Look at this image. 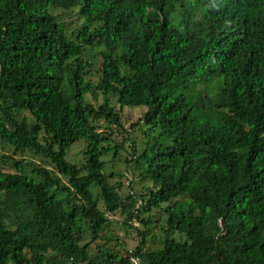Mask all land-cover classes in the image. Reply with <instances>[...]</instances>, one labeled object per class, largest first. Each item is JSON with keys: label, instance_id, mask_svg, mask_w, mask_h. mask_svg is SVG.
<instances>
[{"label": "trees", "instance_id": "1", "mask_svg": "<svg viewBox=\"0 0 264 264\" xmlns=\"http://www.w3.org/2000/svg\"><path fill=\"white\" fill-rule=\"evenodd\" d=\"M0 141V264H264V0H0Z\"/></svg>", "mask_w": 264, "mask_h": 264}, {"label": "rangeland", "instance_id": "2", "mask_svg": "<svg viewBox=\"0 0 264 264\" xmlns=\"http://www.w3.org/2000/svg\"><path fill=\"white\" fill-rule=\"evenodd\" d=\"M139 109L137 108H123L122 113L123 116L126 117L128 120H133L136 119L139 114H140ZM24 113H20L18 116H23ZM113 139L119 141V136L117 134H114L112 136ZM124 145H127L126 143ZM127 149V148H126ZM72 151H76L75 149H72ZM128 151V150H127ZM2 155H6L9 157H12L14 159H23V160H34V162L40 163V161L38 160V158H36L34 155H32V153L28 152V151H20V152H14L12 150L11 147L6 146L5 144H3L0 141V160H2L1 156ZM125 155L124 152H120V154L118 156H116L114 158V161L111 163H106V168L105 171L108 172L109 170L116 172L117 174L123 173L126 170V174L123 173V176L118 177L119 175L114 176V180L116 179H120L124 182V179L126 178L128 180V176L131 175L132 170L134 171L133 167L132 170L130 169L131 167H125L122 162L120 161L122 159V157ZM44 163H46L45 165L48 166L49 163H47L45 160L43 161ZM3 162L0 161V164H2ZM49 167V166H48ZM136 172V171H134ZM126 180V181H127ZM150 184L149 180H140L137 179L136 177L133 179V185L132 188L134 189V191H137L138 188L140 186L142 187H147V185ZM121 194L124 195V191H121ZM162 215V214H161ZM159 216L158 218V222L152 223L151 225H149L148 229L145 232V243H144V249L148 248V249H153L155 247H158L160 245L161 239L163 237V232L161 229V225L163 226V216ZM121 219V215H119L118 213H115L113 216H111V219H109V226L107 229H105L104 231L100 232L101 236H105V238H107V242L105 241L104 243H107L108 248H114L116 250H122V246H121V242L123 243V247L125 248H132L135 243H136V239H137V235L135 233V230L133 228H129L126 231V234L124 233L121 225L119 224ZM128 225H131L132 227H134L135 225L133 223H130ZM199 226H200V219L195 218L192 221V226L188 232L187 235H180L177 234L175 232H173L171 235L175 238V239H179V240H187L188 242H190L192 245H203L204 242L202 241V239L199 237L198 234V230H199ZM89 237L88 235L84 236V242L88 243V250L89 252L93 255L95 254V249H94V243H102L101 240L96 239L93 242H89L88 241ZM11 264V263H9Z\"/></svg>", "mask_w": 264, "mask_h": 264}, {"label": "built area", "instance_id": "3", "mask_svg": "<svg viewBox=\"0 0 264 264\" xmlns=\"http://www.w3.org/2000/svg\"><path fill=\"white\" fill-rule=\"evenodd\" d=\"M129 261L132 264H138V258L136 256H130Z\"/></svg>", "mask_w": 264, "mask_h": 264}]
</instances>
